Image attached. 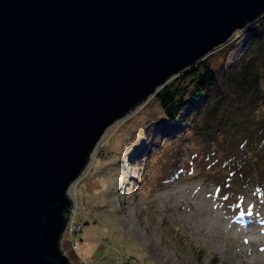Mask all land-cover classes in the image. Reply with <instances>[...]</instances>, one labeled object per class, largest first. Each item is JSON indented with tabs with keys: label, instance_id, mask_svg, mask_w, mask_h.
Here are the masks:
<instances>
[{
	"label": "water",
	"instance_id": "obj_1",
	"mask_svg": "<svg viewBox=\"0 0 264 264\" xmlns=\"http://www.w3.org/2000/svg\"><path fill=\"white\" fill-rule=\"evenodd\" d=\"M264 0H0V264H72L69 186L104 131Z\"/></svg>",
	"mask_w": 264,
	"mask_h": 264
},
{
	"label": "rangeland",
	"instance_id": "obj_2",
	"mask_svg": "<svg viewBox=\"0 0 264 264\" xmlns=\"http://www.w3.org/2000/svg\"><path fill=\"white\" fill-rule=\"evenodd\" d=\"M162 118L152 95L104 131L66 192L67 226L82 229L63 233V254L72 264H264V187L234 206L201 175L169 177L176 143L155 137Z\"/></svg>",
	"mask_w": 264,
	"mask_h": 264
},
{
	"label": "trees",
	"instance_id": "obj_3",
	"mask_svg": "<svg viewBox=\"0 0 264 264\" xmlns=\"http://www.w3.org/2000/svg\"><path fill=\"white\" fill-rule=\"evenodd\" d=\"M218 48V63L208 54L157 89L163 118L154 133L176 143L169 177L201 175L238 206L264 187L255 180L264 175V13Z\"/></svg>",
	"mask_w": 264,
	"mask_h": 264
},
{
	"label": "built area",
	"instance_id": "obj_4",
	"mask_svg": "<svg viewBox=\"0 0 264 264\" xmlns=\"http://www.w3.org/2000/svg\"><path fill=\"white\" fill-rule=\"evenodd\" d=\"M67 225L68 224H66V226ZM81 229H82V226H80L79 224H74V225L69 224V227L67 226L64 232L65 233L67 232L70 235V237H73L74 233L79 232ZM74 243H75V241H72V244H74Z\"/></svg>",
	"mask_w": 264,
	"mask_h": 264
},
{
	"label": "bare ground",
	"instance_id": "obj_5",
	"mask_svg": "<svg viewBox=\"0 0 264 264\" xmlns=\"http://www.w3.org/2000/svg\"><path fill=\"white\" fill-rule=\"evenodd\" d=\"M155 247V246H154ZM166 259V258H165ZM169 259V258H168ZM172 263V262H171Z\"/></svg>",
	"mask_w": 264,
	"mask_h": 264
}]
</instances>
